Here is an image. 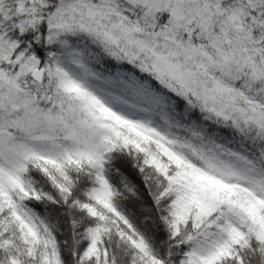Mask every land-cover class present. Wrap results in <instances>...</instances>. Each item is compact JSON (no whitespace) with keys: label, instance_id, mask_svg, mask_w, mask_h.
I'll use <instances>...</instances> for the list:
<instances>
[{"label":"snow or ice","instance_id":"1","mask_svg":"<svg viewBox=\"0 0 264 264\" xmlns=\"http://www.w3.org/2000/svg\"><path fill=\"white\" fill-rule=\"evenodd\" d=\"M0 264H264V0H0Z\"/></svg>","mask_w":264,"mask_h":264}]
</instances>
